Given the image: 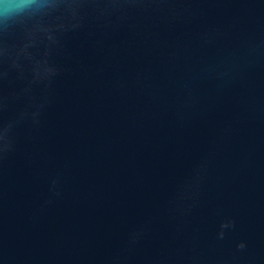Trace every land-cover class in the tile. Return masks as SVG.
<instances>
[{"label":"water","instance_id":"obj_1","mask_svg":"<svg viewBox=\"0 0 264 264\" xmlns=\"http://www.w3.org/2000/svg\"><path fill=\"white\" fill-rule=\"evenodd\" d=\"M0 264H264V0H0Z\"/></svg>","mask_w":264,"mask_h":264}]
</instances>
